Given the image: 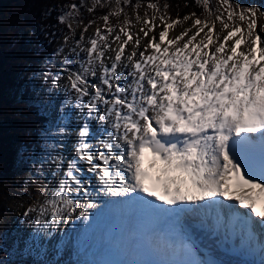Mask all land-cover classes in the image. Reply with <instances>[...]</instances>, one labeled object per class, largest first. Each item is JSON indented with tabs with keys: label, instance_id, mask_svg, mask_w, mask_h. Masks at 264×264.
Segmentation results:
<instances>
[{
	"label": "snow or ice",
	"instance_id": "snow-or-ice-1",
	"mask_svg": "<svg viewBox=\"0 0 264 264\" xmlns=\"http://www.w3.org/2000/svg\"><path fill=\"white\" fill-rule=\"evenodd\" d=\"M196 2L201 4V0ZM202 3L205 18L196 17L191 28L171 38L170 30L183 21L177 18L169 22L170 18L161 15L164 29L158 39L151 37L139 59L142 37L137 33L134 39L128 29L130 20L108 42L115 31L108 24L109 16H119L123 8H118L101 17L106 33L97 27L90 46L80 49L86 58L78 61V69L61 66L68 73L66 87L75 93L72 107L87 119L78 127L75 157L68 161L53 194L40 206L36 223L40 225L42 218L50 215L43 228L54 233L61 221L67 222L73 215L87 221L90 210L100 207L97 201L102 197L141 202L149 228L141 235V244L127 248L136 258L104 264H219L215 260L173 258L178 252L194 255V249L190 244L164 239L156 223L175 224L183 214H195L201 223L211 219L217 228L226 217L233 226L241 225L243 238L234 250L257 257L250 264H264V39L256 31L264 9L218 0L219 14L215 15L209 0ZM67 7L70 10L58 18L61 23L79 13L77 4ZM147 7L160 11L157 3L149 2ZM136 19L141 17L137 14ZM155 19L143 20L148 27L139 29L143 38L157 27ZM68 28L75 31L71 23ZM193 28L196 31L189 36ZM64 39L67 43L69 37ZM81 41L76 42L77 47ZM130 42L136 47L126 55ZM109 50L115 54L106 58ZM63 51L59 48L55 55ZM72 52L79 57L76 48ZM64 59L66 64L72 63ZM58 82L59 74L53 77L52 85ZM93 119L111 131L101 132L103 138L94 135ZM68 133L65 119L54 121L45 142L62 148L58 141ZM146 160L148 168L156 170L155 176L145 168ZM62 167V162L56 164L57 170ZM85 171L94 174L95 185L84 178ZM32 211L36 209H28ZM157 236L160 238L154 239ZM61 251L57 244L56 255Z\"/></svg>",
	"mask_w": 264,
	"mask_h": 264
},
{
	"label": "rangeland",
	"instance_id": "rangeland-1",
	"mask_svg": "<svg viewBox=\"0 0 264 264\" xmlns=\"http://www.w3.org/2000/svg\"><path fill=\"white\" fill-rule=\"evenodd\" d=\"M79 1L81 2V5L80 3L77 4L79 7V13L69 17L67 20L68 23L72 24V28L75 31L73 32L71 30V34L69 36L67 35V37H69L67 43H65V36L60 39V42L58 43L60 44L59 48H63V53L59 56L56 55L53 64H44L47 65L46 69L40 71L37 76L31 78L33 81L32 98L36 104L40 105L45 112L50 114L52 117L51 125L54 121L65 119V123L69 126V133L67 136L63 140L58 141V143L63 144L64 147H67L69 144L74 142L72 136L70 135V133L73 132L71 130L72 127L75 125L78 130L79 125L82 124L84 119H87V117L82 113L78 123H74L76 112L78 110L73 109L72 107V105L76 102L75 93L74 91H69V89L66 87V85L69 84L67 79L68 73L63 71L61 66L73 71L78 69V61L86 58V53L80 51V49L90 46L89 40L94 38V33L97 27L101 29L102 33H106L105 22L101 19V17L116 11L118 8H123V12H121L119 16H109L108 24L115 28V31L109 36V43H111L114 36L119 33L120 26H123L126 20L131 21V23L128 25V29L134 34L135 37L139 27L144 26V19L156 17L154 21L157 24L156 28L163 30L165 25L159 19V17L163 15L166 17V19L169 18L168 12L164 9V6H159L160 11L156 12L154 9L147 7L148 2H140L139 4L141 6L136 8L135 5L125 3L124 0H120L119 5H117V0H99V3H97V0ZM237 2L242 6H261L262 9H264V1L257 2L255 0H232L233 4H236ZM218 6V0H209V7L213 10L215 15L219 14L216 12ZM57 8L60 7L58 6ZM89 8H93L94 10L89 11ZM98 9L104 10L103 14L98 13ZM69 10L70 9L64 10L62 15H64ZM95 14L100 15L96 16ZM137 14L141 17L140 21H137L136 19ZM78 17H83V20H80ZM196 17L197 16L195 15L192 17V19L187 21H184L183 18L180 19L183 22L182 24L177 25L174 29L170 30V34L173 32L171 37L179 35L184 29L191 28ZM204 18L205 16L203 15L201 19ZM209 18L214 19L215 16L213 15ZM172 20L175 19L170 18L169 22ZM93 21L95 22L92 23ZM237 22L239 21L237 20ZM261 22H264V16H259L258 26L261 24ZM85 26H89L87 32L83 31ZM219 27V22H217V28L219 29ZM195 31L196 29L193 28L192 32L189 33V36H191ZM29 35L30 34H28V36ZM81 35L84 37L82 41ZM123 38L124 37L122 36V39ZM187 39L188 37H185V40ZM77 41H81L79 47H77ZM114 45L115 44H113V46ZM128 46L126 49H128ZM73 48H76V51L80 53L79 57H77L76 54L72 52ZM109 52L110 50L106 51V58L109 56ZM65 57H67V59L72 63L66 64L64 59ZM105 62L109 63L107 59ZM52 65H55V67ZM57 74H59V82L58 85L54 87L52 85V79ZM89 79L91 80L92 78L90 77ZM90 91L92 90L90 89ZM69 97L72 98L69 99ZM87 99L88 98L86 97L85 101H87ZM61 108H63V113L61 112ZM64 114H67V118L64 117ZM92 121L93 120H91L90 123L94 135L99 136V131H111L107 125L98 124L97 122L98 128H95ZM50 127H48V129ZM46 132L44 133L45 137ZM99 138H103V136H99ZM64 147H58L51 141L48 143L45 142V150L39 156L32 158L23 156L21 158L20 165L13 173L6 177H0V208L2 206L6 207L5 210L0 213V248L5 250V252H3L0 256V264H49L46 257L50 254H53L55 259L64 261L65 258L68 259L67 257L70 255V253L73 255H75V253H81V255L86 256L87 259L74 257V261H77L78 263L96 264L95 260H90L91 251L87 250V246L85 245L81 248L83 242L79 245L76 242L74 246L67 247V242L70 240V237L66 236V233L63 232V229L59 235L56 234V232L51 235V239L53 241L48 239L45 242V238H48L49 235L45 236L46 230L43 228V221L50 220V215L43 217L40 225H37L36 223L39 216L40 206L53 194L54 189L57 187L59 180L62 178L63 173L66 170L59 171L55 166L57 160L61 159L60 152ZM46 153H50V155ZM33 165H36V167H33ZM37 168L40 170L37 171ZM53 172H56L55 176H53ZM105 206L106 205L103 203H100L99 208L91 211L92 215L87 221L84 222V219H81L79 226L84 224L86 227L87 225L91 224L93 232L97 228V223H107V221L110 223L112 217L115 216V214L120 215V213H116L117 207L113 208L111 205ZM128 206L130 209H133V202H128ZM30 208H34L36 211L28 212V209ZM26 212H28L27 215H25ZM171 224L172 223L159 222L158 227L160 229L162 228V233H166L171 229ZM111 225L107 226L108 229L104 234L105 236L110 233L109 227H111ZM79 226L77 228H79ZM125 226L126 222L120 233V236L123 238L125 237V242L129 245V247H131L133 244V237H131L130 233L123 232ZM85 227L84 231L82 232L83 236H85V233L88 232ZM103 229H105V227L101 228V233H103ZM57 244L61 245L62 247L60 255H56L55 252V246ZM77 247H79L78 250ZM113 256L114 255L108 252L107 249H104L103 252L97 253V257L102 262V264H104L106 261L116 262L114 261Z\"/></svg>",
	"mask_w": 264,
	"mask_h": 264
},
{
	"label": "trees",
	"instance_id": "trees-1",
	"mask_svg": "<svg viewBox=\"0 0 264 264\" xmlns=\"http://www.w3.org/2000/svg\"><path fill=\"white\" fill-rule=\"evenodd\" d=\"M140 2L169 5L164 9L171 19L206 15L202 0L199 5L196 0H131L130 4ZM73 3L81 5L79 0L0 1V177L13 173L23 156L36 157L45 150L50 116L34 102L31 78L46 69L44 64H53L60 39L71 34L68 22L58 18ZM3 252L0 248V256Z\"/></svg>",
	"mask_w": 264,
	"mask_h": 264
},
{
	"label": "bare ground",
	"instance_id": "bare-ground-1",
	"mask_svg": "<svg viewBox=\"0 0 264 264\" xmlns=\"http://www.w3.org/2000/svg\"><path fill=\"white\" fill-rule=\"evenodd\" d=\"M261 26H264V22H261V24L258 26L257 32L261 33L262 39H264V32H261ZM141 27H144L145 30H148V27H145V25L140 26L139 29ZM139 29L136 32V34L139 33V36L142 37V39H141V44L139 46V49L137 50L136 59H139V53L144 50V47L148 44L151 37L153 35H155L158 39V34L160 31H162V29L155 28L154 31L149 32V36L147 38H143V33L139 32ZM172 34H173V32L170 34V37ZM134 39H135V37H134ZM114 47H115V45L113 46V48ZM135 47H136L135 44L133 42H131L128 46V49H126L125 54L126 55L129 54ZM151 51L152 50L149 49V53ZM114 54L115 53L110 50L109 56H114ZM81 116H82V113H80L79 110H77L76 116L74 119V123L77 124L78 121L80 120ZM92 122L94 124V127L96 128L98 125L96 123L97 121L95 119H93ZM71 130L73 132L70 133V135L72 136L74 142L72 144H69L67 147H64L61 150V152H60V158L61 159H58L56 162V164L61 163V162L63 164V167L61 169H59V171H64L67 167L68 161L72 160L75 157L74 145H75V142L77 139V131L78 130L75 127V125L72 127ZM101 132H105V131H99V136H102V135H100ZM80 163L83 167H85V168L87 167L86 163H84V162H80ZM148 170L150 171L151 168H148ZM84 178L85 179H91L93 181V184L94 185L96 184L94 174H90V173H87L85 171L84 172ZM90 190H93V189H90ZM113 199L114 198H110V197H102L97 202L99 203V205H100V203H103L104 205H110V204H112ZM125 199H126V197L117 198L118 203L120 205L123 204L122 202H125ZM142 205L143 204L140 202L136 206L135 212H139ZM102 209H103V207H102ZM94 210H96V209H92L90 211H94ZM241 210H243V209H241ZM127 212H130V211H127ZM127 212L121 216H113L110 223H109V221H107V223H105V222L97 223V225H96L97 228L95 230L93 229L94 230L93 232H92V225L91 224L87 225L86 227L84 224L79 226L80 221L83 218H77L76 215H73L71 220H69L67 222L61 221L60 227L55 229L54 232H56V234L59 235V233L63 229V232L66 233V236L70 237V240L67 242V247L68 246H74L76 244V242L78 245L83 242V244L81 245V248L84 247L85 245L87 246V250L91 251L90 260H95L96 264H102V262L97 257V253L103 252L104 249H107L108 252L110 250V253H112L114 255L113 259L116 262L128 261V260L134 259L136 257H133L132 255L128 254L127 248H133V247L138 246L140 244L141 240L137 238L136 226L135 227H134V225L131 226V222H130L131 221L130 220L131 214L127 215ZM106 220H108V219H106ZM84 222H85V220H84ZM125 222H126V226H125V229L123 232H125V233L128 232L131 234V237H133V241H132L133 244L130 243V244H132L131 247H129V245L125 242V239H124L125 237L123 238L120 236V233H121L122 229L124 228ZM226 223H227V221L225 218L224 221L218 227L219 228L218 235L214 236L213 230L217 229V227L212 223L211 219H209L207 221V223H201V218L199 216H197L195 214H183V215H181L180 221L178 223H175V224L172 223L171 224L172 227L166 233L167 236L166 237L163 236V237H164V239L171 240L175 243H181V242L189 243L186 241L185 236L189 235L190 233H193V234H195L196 238L199 240L200 243H202L204 246H206L212 254H215L219 257L221 264H250V262L257 259V257L246 256V255L241 254L239 251H237L240 253V255L238 257L236 255H234V253L236 252V250H234V249L238 248V246L240 245L241 240L243 238V231L240 232L239 234H237V236L235 237L234 240L230 241L229 236L226 233V226H225ZM110 224H112V226L109 227L110 233H108V235L105 236L104 234H105L106 230L108 229L107 226H109ZM78 226H79V228H77ZM84 227L89 232V233L86 232L85 236L82 235V232L84 231ZM104 227H105V229H103V233H101V228H104ZM177 229L179 230V235L176 234ZM49 233H52L51 229H48L47 231H45V236H48ZM181 238H183V239H181ZM45 239L44 240L46 242L49 238H45ZM51 241H53V240L51 239ZM79 247H77V250L79 249ZM74 257L75 258L81 257V258L87 259L86 256L81 255V253H75V255L70 253V255L67 257L68 259L65 258L64 261H61L60 259L59 260L55 259V257H53V254H50L46 258H47L49 264H81V263H78L77 261H74V259H73ZM194 258L197 260H201V257L198 256L197 254L195 255ZM175 259H185L183 257V252L182 253L178 252Z\"/></svg>",
	"mask_w": 264,
	"mask_h": 264
}]
</instances>
